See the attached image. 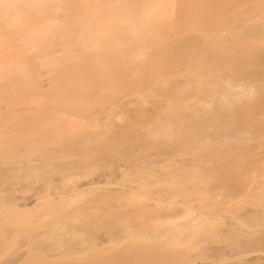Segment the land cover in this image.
Returning <instances> with one entry per match:
<instances>
[{"label": "bare ground", "instance_id": "6f19581e", "mask_svg": "<svg viewBox=\"0 0 264 264\" xmlns=\"http://www.w3.org/2000/svg\"><path fill=\"white\" fill-rule=\"evenodd\" d=\"M0 264H264V0H0Z\"/></svg>", "mask_w": 264, "mask_h": 264}]
</instances>
